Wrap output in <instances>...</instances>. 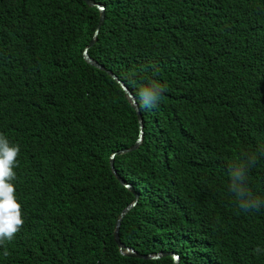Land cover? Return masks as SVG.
<instances>
[{"label":"trees","instance_id":"16d2710c","mask_svg":"<svg viewBox=\"0 0 264 264\" xmlns=\"http://www.w3.org/2000/svg\"><path fill=\"white\" fill-rule=\"evenodd\" d=\"M0 0V134L19 145L13 181L24 225L0 264H174L122 254L115 237L180 264H264V207L242 211L229 164L255 153L264 199V0ZM261 251L257 254L255 249ZM5 250L9 252L4 255Z\"/></svg>","mask_w":264,"mask_h":264},{"label":"clouds","instance_id":"9594fccd","mask_svg":"<svg viewBox=\"0 0 264 264\" xmlns=\"http://www.w3.org/2000/svg\"><path fill=\"white\" fill-rule=\"evenodd\" d=\"M166 91V84L154 78H145L133 95L141 107L153 109L159 107ZM260 153L264 154V149ZM19 154V145L12 144L5 135L0 134V246L14 239L25 223L22 205L18 202L13 183L17 177L15 168L19 164ZM256 162L257 155L249 153L238 163L229 164L228 190L236 198L239 208L245 212L264 207V199L255 195L248 186L249 171ZM260 251L259 248L255 249L257 254ZM4 255L8 256L9 252L5 250Z\"/></svg>","mask_w":264,"mask_h":264},{"label":"water","instance_id":"95a60500","mask_svg":"<svg viewBox=\"0 0 264 264\" xmlns=\"http://www.w3.org/2000/svg\"><path fill=\"white\" fill-rule=\"evenodd\" d=\"M87 3L90 6H94L96 8H98L101 11V15H100V22L97 26L96 32L94 34V38L91 40L90 44L86 47L85 50V56H86V60L87 62H89L90 64L100 68V69H106V67L104 65H102L100 62H98L97 60H95L92 56H90L89 54V48L92 47L96 41V38L99 34L101 25L103 24L105 18H106V8L104 6L98 5V4H94L92 2H90L89 0H86ZM111 74V77L122 87V89L125 91V93L128 95L130 102L132 103L133 107L136 109L138 117H139V128H140V133H139V138L136 141V143L129 149L124 150V151H120L118 153H115L112 155L111 157V166H112V170L114 172V174L118 177V179L120 180V182L127 188H129L130 190H132L135 194V198L134 200L128 204L121 212L120 217L116 223V230H115V237L116 240L119 244V247L122 251V254L128 257H134V258H141L144 260H158L161 259L162 257L165 256H172L174 259V264H180V258L179 255L176 254V252L174 251H168V252H159V254H147V255H142L140 254V252L136 251L134 248L130 247V246H126V244H124L121 239H120V225H121V221L123 219V217L129 212V210L131 208H133L139 199V194L135 192L134 187L130 184L127 183L124 178H122L121 176H119V174L117 173L116 169H115V165H114V157H116L117 155L123 154V153H128V152H132L137 150L138 148H140V146L143 143V139H144V125H143V119L140 113V107L139 104L136 102V99L134 98L133 93L128 89V87L116 76V74H114L113 72H111L110 70L108 71Z\"/></svg>","mask_w":264,"mask_h":264}]
</instances>
